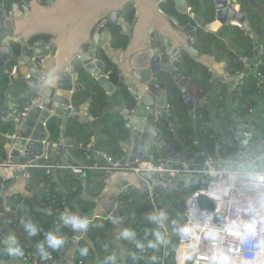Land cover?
Here are the masks:
<instances>
[{
    "label": "water",
    "instance_id": "1",
    "mask_svg": "<svg viewBox=\"0 0 264 264\" xmlns=\"http://www.w3.org/2000/svg\"><path fill=\"white\" fill-rule=\"evenodd\" d=\"M170 1L176 16L162 14L160 0H12L10 8L6 0H0V71L8 79L5 103L0 108L5 127L0 133V241L5 238L3 231L19 219L12 203L26 195L29 171L36 165L55 166L58 156L65 157L64 148L75 143L68 134L71 124L83 126L95 119L90 112L92 99H83L88 82L110 98L118 90L102 71L104 61L117 67L118 83L135 103L121 107L124 123L129 126L125 128L129 140L122 144L124 164L145 158L154 144L167 158L186 159L184 153L177 152L176 142H164L158 126L167 122L174 130L176 120L169 103L171 90L161 85L164 75L180 91L191 117L197 108L204 107L190 92L197 76L184 77L171 63L179 52L207 70L211 83L220 80L227 85L230 93L244 79V74L226 72L228 58L219 61L217 48L206 54L195 49L200 31L222 40L225 28H239L252 42L254 57L249 68L264 60L260 45L264 31L254 30L249 13L242 9L244 0H210L208 8L199 5L198 13L191 9L190 13L185 0ZM127 5L138 9L132 27L121 14ZM179 17L187 22L182 23ZM107 25L122 27L121 36L128 39L125 48L113 47V34ZM98 51L103 61L96 60ZM50 71L55 79L47 85L44 80ZM155 158L152 153L150 160ZM147 179L152 182L150 189L143 188L134 173L106 174L101 195L106 200L105 215L110 220L120 217L121 196L130 187L156 201L155 209L163 208L157 202L162 192L187 198L192 176L186 177L182 187L151 176Z\"/></svg>",
    "mask_w": 264,
    "mask_h": 264
},
{
    "label": "trees",
    "instance_id": "2",
    "mask_svg": "<svg viewBox=\"0 0 264 264\" xmlns=\"http://www.w3.org/2000/svg\"><path fill=\"white\" fill-rule=\"evenodd\" d=\"M195 1L192 0V8L195 7ZM248 1L244 0L242 4V9L245 12L249 13V19L251 21L254 30L258 33L264 31V14L263 12L253 9L248 5ZM12 5V0H6L7 8H10ZM263 5V6H262ZM261 6L264 7V0H261ZM115 35V41L118 43V46H125L127 40L118 36V32L115 27L112 28ZM227 42V43H226ZM115 43V45H116ZM228 44L232 47V50L229 49ZM264 49V38L260 43ZM194 47L196 50L207 53L217 48L224 52H228L229 65L228 70L232 72L244 71V66L240 62L239 57H254L253 55V46L250 38L245 35L244 31L235 27H227L223 30L222 40L218 39L213 34H205L202 31L199 32L198 38L195 41ZM232 51H235L238 56L234 55ZM174 64L178 67L184 77L197 76V80L192 82L191 90L197 95L199 92L204 96H208L213 101V105L217 106L216 108H221L222 102H219L218 99L213 100L212 85L209 84L210 75L206 72L204 68L196 64L190 57L185 53L177 56L174 59ZM264 71V66L261 68ZM230 73V72H229ZM161 85L163 87H168L171 90L169 95V103L174 109L176 116L175 130L173 131L170 128V125L167 122L159 123V128L162 133L164 142L171 144L175 141V138L178 140L177 151H185L186 159L193 157L196 148L194 143L196 140L204 142L208 139V136L204 134L202 128L199 124L200 131L196 135L193 128L191 127V120L189 118V113L185 107V104L182 100L180 91L174 85L169 76L164 75L161 79ZM8 87V79L4 75L3 71H0V108L5 103V91ZM123 92V101L129 100L130 94L124 89ZM256 82L253 74H250L243 80L242 86V96L236 97L238 103L243 107L240 112L244 116L247 115L248 111L256 106ZM87 98L92 99L90 106L91 115L99 120V123L103 127L102 138L96 144V148L101 149L103 152L112 157L115 161L121 160L124 157L122 151V144L128 142L129 132L125 129V123L123 116L120 112L114 110L108 111L110 102L108 97L99 90L94 89L93 87L88 90V92L83 96V99ZM121 104L120 102H116ZM124 103V102H123ZM134 101L129 102V107L134 106ZM239 111V110H238ZM201 115L203 114L207 117L206 110H199ZM216 119L218 120L219 129L228 130V127H231V120L229 119L227 112H217ZM204 119L202 122L211 126L209 122H205ZM201 122V121H200ZM264 121H259L256 123L257 130L261 135V139L264 142ZM5 130L3 123L0 121V133ZM71 137H74L77 146L74 149L73 155L78 162H66L63 159H58L57 166L64 167H81L86 168L83 175H75L70 169L57 170L58 182L54 181L53 174L50 177H47L46 169H31L29 171L30 175V185L31 189L37 190L35 204L29 203L28 201L18 200L13 206L12 210L14 213L19 215V219L22 218H32L37 222L38 226L41 229V234L37 237L28 238L20 227V221L12 226L7 231V234L12 231L18 237L21 245L24 248L25 256L30 253L38 255V261L40 264H46L48 261H42L39 258V254L36 251V243L43 238V232L55 229L53 227L54 218L49 214H45L43 210L47 209L49 211H54L58 208H68L71 211L86 214L91 210L95 209L94 203L87 202H78V209L75 208L74 202L77 200L83 190L84 184L89 187H103L102 182L99 180L104 177V172L94 171L87 169L93 165V161L87 160L86 157V146L90 140L94 137V131L91 127L87 125H73L69 131ZM1 145V143H0ZM1 148V146H0ZM249 149V148H248ZM234 146L231 145L228 149V153L233 155ZM153 154L156 158L166 157L164 153L159 149L155 144L153 145ZM83 177V179H81ZM156 180L160 182H169L165 177H157ZM207 179L205 177L196 176L194 177L189 192H193L199 188H202L206 185ZM60 187L58 190L57 188ZM123 203L122 209L120 211V216L125 218V225L132 227L136 230L137 236L141 241H147V239H152L153 237H146L144 232L146 229H150L152 225H148L147 222L143 219L144 214L155 209L156 201H152L150 197L138 190L130 189L121 197ZM158 204H161L164 207V210L167 211L170 215V218L178 220L180 223L185 222V202L186 199L178 198L172 193L162 192L157 198ZM170 208V209H168ZM173 211V212H172ZM102 224V227H96L95 225ZM171 225L169 224V228ZM113 230V223L111 220L97 219L90 223L88 232L86 233V239L81 240L77 246V249L74 253V262L75 264H103L105 257L113 253V245L111 241V232ZM59 234L67 235L68 244L71 241L73 236L72 231L69 228L61 227ZM179 243V238L175 235L171 236V243L166 249H161L159 252L154 253L152 249L146 248L149 254H156L159 257L164 256L166 264H175V249ZM88 245L90 248L89 255L87 258L80 256L78 249L84 245ZM105 245H107V251L105 250ZM67 246L64 249H61L58 252H53L52 255L55 260H60L66 252ZM126 252L135 251V246L133 242H125ZM168 253V255H167ZM24 256V257H25ZM23 257V258H24ZM22 258L19 259L21 261ZM10 258L5 256L2 251H0V264H8ZM66 264V263H60ZM118 264H122L121 260L118 258ZM127 264H139L138 259L133 260L130 256L128 257Z\"/></svg>",
    "mask_w": 264,
    "mask_h": 264
},
{
    "label": "clouds",
    "instance_id": "3",
    "mask_svg": "<svg viewBox=\"0 0 264 264\" xmlns=\"http://www.w3.org/2000/svg\"><path fill=\"white\" fill-rule=\"evenodd\" d=\"M54 79L55 76L50 71L44 83L50 85L54 83ZM235 136L241 145V150L229 157L209 156L205 160V167L217 173L222 180V189L229 195L238 187L255 193L253 198L238 209L239 215L226 219L220 225H215L212 213L202 210L201 215L205 216V220L201 226H196L187 221L180 223L178 220L170 218L169 213L162 208L153 209L143 216L147 224L152 225L150 229L145 230L144 235L153 238L147 239L146 242L138 238L135 229L123 224L122 217L112 218L111 222L114 225H121L116 232V239L133 242L135 246V251L126 253L125 250H121V255L127 254L133 260L143 259L141 253L146 248L152 249L154 253L166 249L171 243V236L175 235L182 242L175 249V264H189L190 261H193V245L198 238L206 239L213 244V251L208 258V264H235L228 251L220 245L222 236L227 234L242 239L255 238L259 223L256 216L258 213L264 216V148L245 149L243 146L247 144L248 134L237 130ZM144 188L147 189L148 187L144 184ZM43 211L45 214H51L47 209ZM90 223L88 217L65 208L58 214V227L43 232V238L36 243V251L40 260H51L53 252H58L68 245L69 238L67 235L59 234L62 226L69 228L73 233L72 241L79 243L88 232ZM169 224L171 225L170 228ZM95 226L102 227L103 225L97 224ZM20 227L28 238L37 237L41 234L40 227L32 218H22ZM201 231L202 236L198 237L197 233ZM261 246L264 247V241H261ZM105 250L107 251V245H105ZM0 251L12 260L25 256L23 246L12 231L5 236L3 241H0ZM78 251L80 256L87 258L90 248L86 244L80 247ZM148 259L150 264H159L160 257L153 254ZM103 264H118V255L115 252L107 255ZM240 264H248V261L241 259Z\"/></svg>",
    "mask_w": 264,
    "mask_h": 264
},
{
    "label": "built area",
    "instance_id": "4",
    "mask_svg": "<svg viewBox=\"0 0 264 264\" xmlns=\"http://www.w3.org/2000/svg\"><path fill=\"white\" fill-rule=\"evenodd\" d=\"M241 62L244 67L249 69L252 58L242 57ZM264 66V60L259 59L252 67V73L256 82V94L259 98H264V71L261 69ZM244 80V79H243ZM243 80L237 84V89L234 98L242 96ZM241 111V110H240ZM235 111L232 117V126L228 130H214L208 134V139L204 142L199 140L194 143L195 153L190 159L185 161H175L173 159L155 158L150 160L152 153L148 152L146 157L139 158L135 162L122 163V159L115 161L108 154L102 150L95 148L89 144L86 146L87 160L93 161V165L87 169L94 171H102L105 174H113L115 172H129L134 173L149 189L152 187L147 177L151 176L155 180L157 177H166L170 183L174 185H182L187 176L194 177L201 176L207 179L204 187L199 188L193 192L188 191V197L185 202V221L196 226H201L205 220V216L201 215L202 210L207 213H212L215 225H220L226 219L239 215L238 209L244 205L248 200L253 198L255 193L248 189L236 188L230 195L226 193L222 187V180L215 171L206 169L205 160L209 156L229 157L228 153L231 145L234 146L233 152L241 150V145L237 141L235 133L241 130L248 134L247 144L243 146L245 149L264 148V142L261 139L256 123L261 120L259 118L257 108H251L247 115L244 116L242 112ZM264 118V117H262ZM55 168L56 166H50ZM58 168H64L57 166ZM35 168H45L36 165ZM65 167L64 169H66ZM73 174L83 175L86 168L69 167ZM47 174H50V168L46 167ZM159 181V180H157ZM191 181V184H192ZM190 184V187H191ZM219 197V199H217ZM65 208H58L50 211V215L54 218L53 227H58V214L64 211ZM68 209V208H67ZM256 219L259 221L257 228V236L255 238L242 239L239 237H232L227 234L222 236L220 245L228 251L235 264H240L241 259H246L248 264H264V247L261 246V241H264V216L258 213ZM60 227V226H59ZM198 237L202 236V231L197 233ZM182 243L179 241L178 244ZM213 251V244L202 238H198L193 245V261L189 264H208V258ZM141 255L143 259H138L139 264H150L148 257L151 256L147 250H144ZM22 264H40L38 255L30 253L22 258ZM46 264H57V260H49ZM159 264H166L164 256H160Z\"/></svg>",
    "mask_w": 264,
    "mask_h": 264
},
{
    "label": "crops",
    "instance_id": "5",
    "mask_svg": "<svg viewBox=\"0 0 264 264\" xmlns=\"http://www.w3.org/2000/svg\"><path fill=\"white\" fill-rule=\"evenodd\" d=\"M262 6H261L262 9H260V11L263 12V14H264V7H262ZM228 47H229L230 50H232V47L229 44H228ZM261 48L263 49L262 46H261ZM263 51H264V49H263ZM232 52L234 53V55L238 56V54L235 51H232ZM207 53H209V52H207ZM216 54H217V58H218V53H216ZM241 58H242V56L239 57V59H241ZM229 62L230 61H229V58H228V65H229ZM240 62H241V60H240ZM251 69H254V67L249 68V69H247V68L244 67V71L242 73H240V72H232V74H236V73L244 74V79H245L246 77H248L250 74H252L254 72V71L253 72H249V70H251ZM228 72L231 73V71H229V70H228ZM236 75H238V74H236ZM93 88L96 89V90H99L98 87L96 88V86L93 87ZM199 95L201 96L202 99L205 98V96L202 95V94H200V92H199ZM253 100L256 103V106L255 107L257 108V112H258L259 118H261L260 121L263 122L264 121V118H262V117H264V98H259L258 96H256V98H254V96H253ZM238 101L239 100L236 99V98H234V97L231 100H228V103H230V109L229 110L227 109L225 112L228 113L229 119L231 120V124H232V117L234 116V112L235 111H238V110L240 111L242 109V107H243L241 104L238 103ZM203 102H204V105L203 106L207 107L208 106V105L206 106V102L207 101H203ZM114 109L116 111H121V108L120 107H117L116 105H111V107L109 108L108 111H111V110H114ZM202 109L205 110L204 107L199 108V110H202ZM199 110H197L196 112H199ZM207 110H211V109H207ZM204 119L206 120L205 122H209L211 126H208V124L203 123L202 121ZM0 121H1V119H0ZM76 124L77 123H72L71 126L76 125ZM199 124H200V126H201L202 131L204 132V134H206V132H208V134H210V133H212V131H214L216 129L217 130H221V129H219V124H218V120L216 119V116L214 118H211V116H209L208 113H207V117H205L203 114L201 115L200 113H198L197 116H196V118L191 119V127L193 128V130L196 133V135L200 131L199 130L200 129ZM85 125L91 127L93 129V131H94V137L90 140V142L87 145L91 144V145H93L96 148L97 142L99 140H101V138H102L103 127L101 126V124L99 123V120H97V119H94L93 121H91L90 123L85 124ZM71 126H70V129H71ZM128 127L129 126L125 125V128L126 129ZM263 127H264V123H263ZM208 134H206V135L208 136ZM69 137H71L70 134H69ZM72 138L75 141L74 145L71 146V147H65L64 148L65 157L58 156L56 158V160H55L56 165H58V159H63L65 161V163L66 162H78L79 161L73 155L74 149L77 146V142H76V140H75L74 137H72ZM197 141L198 140H196V142ZM178 153H184L185 154V151H182V152L178 151ZM0 156H1V153H0ZM46 167H49L50 168V174H49V176L51 174H53V179H54L55 183H56V181L58 182V175H57L58 172H57V170L58 169L59 170H63L65 167L64 166H61V167H64V168H54V167L51 168L50 165H48ZM46 167L45 168H36V169H46ZM49 176H47V177H49ZM105 176L106 175L104 174V177H102L99 180L100 182H102L103 187L95 186V187H89V188H87V186L84 184L83 190H82V193H81L80 197L77 200H75V202H74V206H75L76 209H78V202L79 201L87 202V203H94V205H95V209L94 210H91V211H89L86 214H80V213H78V214H80L82 216L88 217L89 220H90V222H92L94 220H97V219H104V220H108L109 219L107 217V215H105V211H104L105 201L106 200L105 199H102V196H101L102 193H103V191H104V189H105V187H106L105 183L103 182L104 179H105ZM81 179H83V177ZM142 186L144 188V184L143 183H142ZM178 186L179 187H182L183 184L182 185H178ZM57 189L59 190L60 187H58ZM130 189H135V190L140 191L137 188L130 187L128 189H125L123 191L122 195H124V193H126ZM140 192H142V191H140ZM25 194L26 195L18 196L17 198L13 199L12 206L18 200L28 201L29 203L35 204L37 190L36 189H31V185H30L29 188L26 190V193ZM174 195H176L178 198L186 199V197H183V196H180V195H177V194H174ZM162 209H164V207ZM168 209H170V208H168ZM19 221H20V219H18L17 222H19ZM17 222H15V220H13V223L11 224V228ZM123 224H125V218H123ZM120 226L121 225H114L113 224V230L111 232V241H112V245H113V252H115L118 255V258L121 260L122 264H127L128 263V257H129V255H127V254L121 255V250H125V242L116 239V232H118ZM7 231L8 230L3 231L4 237L7 235ZM77 235H79V234H77ZM85 239H86V235L81 240H85ZM78 244L79 243H75L71 239L70 243L67 246V249H66L65 254L63 255V257L60 260H58L57 264H60V263L75 264V262H74V253H75V251L77 249ZM125 252H126V250H125ZM167 255H168V253H167ZM8 264H21V263H20L19 259H17V260L10 259V261H9Z\"/></svg>",
    "mask_w": 264,
    "mask_h": 264
},
{
    "label": "flooded vegetation",
    "instance_id": "6",
    "mask_svg": "<svg viewBox=\"0 0 264 264\" xmlns=\"http://www.w3.org/2000/svg\"><path fill=\"white\" fill-rule=\"evenodd\" d=\"M160 1H162V4L159 7V11L162 12V14H164L166 16H171V17L174 16V15L176 16L175 11L173 10L172 2L170 0H160ZM185 3H186V7H187V9H188L189 12H190V9H191V10H193L194 13H198L199 5L201 3H203L205 5V7L208 8L209 5H210V0H203V1L196 0L195 3H194L195 4V7H193V8H192V4H191L192 3V0H185ZM248 3H249L248 5L251 8H257L256 10H259V11H260V9H262L261 8V0H249ZM241 6H242V4H241ZM121 14H122V18L124 19V21L127 22L132 27L134 25V23H135L134 21L136 20V17L138 16V9H137V7L135 5H127L126 7L123 8ZM179 19L184 24L187 22V19L185 17H179ZM107 27L110 28V30H111V32L113 34V41H112L113 47L115 49L125 48L126 45H127L128 39L126 37L121 36V33L123 31L122 27L117 26V25H107ZM113 27H115V29L117 30L119 37L125 38L127 40L125 46H120V45L118 46V43H116V41H115V35L113 33V30H112ZM147 41L149 42V39H147ZM115 43H116V45H115ZM217 52H218V58H219L218 60L219 61H222L224 58H228V52H224L221 49L218 50ZM181 54H182V52L181 53L179 52L177 54V56H179ZM95 55H96V60H99V61H103L104 60V56L102 55V53L100 51H98ZM175 58L172 59L171 63H172V65H173L174 68L179 69L174 64V59ZM102 71H103V73L105 75H108L109 76L110 80L114 84H116V86H118V90L112 95L111 98L108 97L100 89V91L103 92L108 97V99H109V102H110L109 108L111 107V105H116L117 107H120L121 108L124 104L129 107V102H133V100H132V98L130 96V98H129L130 101H128V100L123 101V92H125V90H124L125 89V86L123 84H119L118 83L119 77H118L117 67L115 65L109 63L108 61H104V65H103ZM206 72H207V70H206ZM226 72H228V63L226 65ZM210 81H211V77H209V84L212 85V92H211V94L214 95L213 96V100L216 98V99H218L219 102H222L221 108L217 109L216 108L217 106H214L213 105V101L211 102L210 97L205 96V98L202 99L201 96L199 95V93L197 95H195L192 92V90H191L192 83L190 85V92H191L192 96H194L195 98H198L199 97L200 99H202V101H205L206 98L209 99L206 102V106L207 105L208 106L207 107L204 106L205 110L211 109L212 111L215 110L216 112H218V111L219 112H225L226 111V103L228 102V100H231L234 97V94L236 92L237 86H236L235 90L232 91V93H230L228 91L227 85H225L224 83H222L220 80L215 81V82H212V83ZM88 83H89V89L92 88V87H94L93 82H90L89 81ZM170 93H171V91H170ZM116 102H120L121 104H117ZM109 108H108V110H109ZM197 110H199V108H197L196 111ZM196 111H195V114H194L193 117H191L190 116V113H189L190 120L196 118V116L198 114V112H196ZM118 112H120L121 115L123 113L121 111H118ZM175 118H176V116H175ZM175 123H176V120H175ZM170 128H171V126H170ZM174 130H175V125H174ZM174 142H176V145H177L176 146V150H177L178 140L175 138V141ZM150 149H151V152L153 153V146Z\"/></svg>",
    "mask_w": 264,
    "mask_h": 264
},
{
    "label": "rangeland",
    "instance_id": "7",
    "mask_svg": "<svg viewBox=\"0 0 264 264\" xmlns=\"http://www.w3.org/2000/svg\"><path fill=\"white\" fill-rule=\"evenodd\" d=\"M254 71V69H251V70H249V72H253ZM229 110L230 109V103H226V110ZM216 114H217V112L214 110V111H212V110H208V115L209 116H211V118H214L215 116H216ZM50 177V176H49ZM166 178V177H165ZM173 212V211H172ZM20 263L22 264V260L20 261Z\"/></svg>",
    "mask_w": 264,
    "mask_h": 264
}]
</instances>
